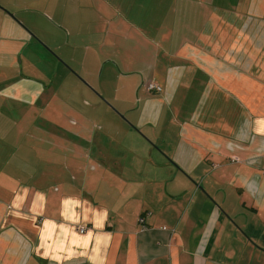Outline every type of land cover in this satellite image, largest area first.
Listing matches in <instances>:
<instances>
[{
    "label": "crops",
    "instance_id": "1",
    "mask_svg": "<svg viewBox=\"0 0 264 264\" xmlns=\"http://www.w3.org/2000/svg\"><path fill=\"white\" fill-rule=\"evenodd\" d=\"M0 264H264V0H0Z\"/></svg>",
    "mask_w": 264,
    "mask_h": 264
},
{
    "label": "rangeland",
    "instance_id": "2",
    "mask_svg": "<svg viewBox=\"0 0 264 264\" xmlns=\"http://www.w3.org/2000/svg\"><path fill=\"white\" fill-rule=\"evenodd\" d=\"M94 4H97L96 2L94 3ZM46 17H47V19H48V21H49V23H51V24H55V23H57L59 26H60V30H62V31H64V30H66V28L67 29H69V24L68 23H65L64 25H60V24H62V22H61V18L60 19H57V18H54V17H48L47 15H46ZM95 20V19H94ZM35 38L39 41V39L35 36ZM112 40H111V38H110V42H111ZM42 45H43V43L42 42H40ZM112 43V42H111ZM46 47V49H47V51H49V52H51L53 55H54V53L47 47V46H45ZM104 54L105 55H107V57H109V58H112L113 57V54H116V55H119L118 57H117V60H119V62L121 61L122 62V69H123V71H129V72H132V70H134L135 69V66H133V65H131V63H129V61H128V57L130 58V57H134V55H133V52L132 51H127V50H122V49H117V50H113V48H111V49H109L108 51H104ZM142 58H144V57H148V53L147 52H145V51H143L142 53ZM120 57V58H119ZM35 63H37V64H39V62L37 61V60H35ZM61 63H63V65L66 67V69L68 70V71H70L71 73H74L76 76H79L78 74H76L75 73V71L74 70H72V68L70 67V66H68L66 63H64V61H62L61 60ZM46 69H47V72L49 73V74H53V73H57V74H60L61 72L60 71H55V69L53 68V66L52 65H45L44 66ZM65 71V70H64ZM98 71H100V68L98 69ZM117 71V70H116ZM97 74H98V72H97ZM136 75V74H135ZM135 75H134V73H132V74H129L128 75V77L129 78H127L125 81H126V83H129V79H137L136 77H135ZM137 76V75H136ZM82 80V79H81ZM134 81V80H133ZM92 91H94L95 93H96V95L97 96H99V98H100V100L101 101H103L106 105H108L109 106V108L112 110V111H114L119 117H120V119L124 122V123H127V124H130L129 123V121L122 115V114H120L116 109H115V107L113 106V105H111L108 101H106V99L105 98H103L99 93H98V91L96 90V89H94L93 87H91L90 85H88V83H86V82H84ZM111 84H114V83H111ZM111 87V86H110ZM108 88H109V86H108ZM91 106H92V103H91ZM93 120L95 121V122H99L98 124H100L103 120L97 115V114H95L94 116H93ZM110 147H111V145H110ZM116 146L114 145L113 146V148H115ZM112 148V147H111Z\"/></svg>",
    "mask_w": 264,
    "mask_h": 264
},
{
    "label": "built area",
    "instance_id": "3",
    "mask_svg": "<svg viewBox=\"0 0 264 264\" xmlns=\"http://www.w3.org/2000/svg\"><path fill=\"white\" fill-rule=\"evenodd\" d=\"M146 89H147V91H159L160 87L157 84H155V83L149 82V83L146 84ZM78 231L80 233L84 232L85 231V227H78Z\"/></svg>",
    "mask_w": 264,
    "mask_h": 264
}]
</instances>
